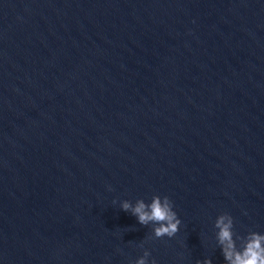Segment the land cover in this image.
I'll list each match as a JSON object with an SVG mask.
<instances>
[{
  "label": "water",
  "instance_id": "obj_1",
  "mask_svg": "<svg viewBox=\"0 0 264 264\" xmlns=\"http://www.w3.org/2000/svg\"><path fill=\"white\" fill-rule=\"evenodd\" d=\"M221 216L264 235V0H0V264H229Z\"/></svg>",
  "mask_w": 264,
  "mask_h": 264
},
{
  "label": "clouds",
  "instance_id": "obj_2",
  "mask_svg": "<svg viewBox=\"0 0 264 264\" xmlns=\"http://www.w3.org/2000/svg\"><path fill=\"white\" fill-rule=\"evenodd\" d=\"M121 209L137 217L141 225H156L153 229L156 238L164 236L172 238L180 230L182 221L174 211L173 201L168 196L155 195L150 203L140 199L136 201L135 205L131 201L124 200L121 203ZM225 219H228L227 224H225ZM216 226L220 229L218 235L220 243L226 245L224 255L229 264H264V235L257 232L251 233L243 251H236L232 239L231 218L221 216ZM150 255L149 251H145L135 264H148L147 257ZM151 264H156L155 260H152ZM197 264H201V262L198 261ZM203 264H211V260H206Z\"/></svg>",
  "mask_w": 264,
  "mask_h": 264
}]
</instances>
